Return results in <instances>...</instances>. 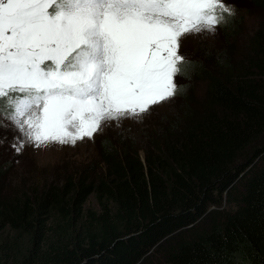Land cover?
Returning a JSON list of instances; mask_svg holds the SVG:
<instances>
[{
  "label": "trees",
  "instance_id": "obj_1",
  "mask_svg": "<svg viewBox=\"0 0 264 264\" xmlns=\"http://www.w3.org/2000/svg\"><path fill=\"white\" fill-rule=\"evenodd\" d=\"M251 1L262 22L243 51L198 54V111L168 120L142 157L101 138L91 171L0 181V264H264V0Z\"/></svg>",
  "mask_w": 264,
  "mask_h": 264
},
{
  "label": "snow or ice",
  "instance_id": "obj_2",
  "mask_svg": "<svg viewBox=\"0 0 264 264\" xmlns=\"http://www.w3.org/2000/svg\"><path fill=\"white\" fill-rule=\"evenodd\" d=\"M217 8L228 11L222 0H0L7 118L37 144L74 143L144 112L174 94L178 39L217 24Z\"/></svg>",
  "mask_w": 264,
  "mask_h": 264
},
{
  "label": "rangeland",
  "instance_id": "obj_3",
  "mask_svg": "<svg viewBox=\"0 0 264 264\" xmlns=\"http://www.w3.org/2000/svg\"><path fill=\"white\" fill-rule=\"evenodd\" d=\"M222 3L228 11L216 9L219 13L215 14L219 21L217 24L189 31L178 39L177 54L184 59L178 65L179 73L173 77L174 94L149 104L147 110L139 114L102 121L99 130L91 137L76 139L74 143L69 140L66 143L50 141L37 144L29 138L26 125L23 130H18L19 125L7 118L12 109L6 98L0 100V181L19 188L26 183L35 184L38 180H59L64 174L74 171H91L101 165L96 153L101 138L112 142H134L138 155L142 157L143 149L149 146L148 138L158 133L168 120L170 123L178 120L181 124L183 109L198 111L196 105L204 97L209 72L208 67L203 68L202 56L198 54H214L218 47L231 43H234L235 52H242L246 40L262 22L261 10L251 0H222ZM196 64L202 67L198 72ZM239 160L242 161V156L240 159L237 157L236 162ZM86 204L94 206L91 196Z\"/></svg>",
  "mask_w": 264,
  "mask_h": 264
}]
</instances>
